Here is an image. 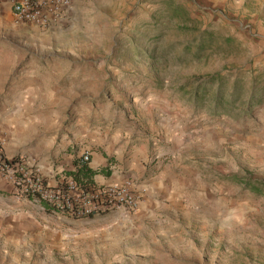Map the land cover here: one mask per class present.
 I'll return each instance as SVG.
<instances>
[{"label": "rangeland", "instance_id": "rangeland-1", "mask_svg": "<svg viewBox=\"0 0 264 264\" xmlns=\"http://www.w3.org/2000/svg\"><path fill=\"white\" fill-rule=\"evenodd\" d=\"M173 3L188 31L160 0H70L44 27L0 14L8 150L99 151L150 178L128 215L72 219L0 192L15 264H264V100L247 117L193 99L210 78L264 86V0Z\"/></svg>", "mask_w": 264, "mask_h": 264}, {"label": "built area", "instance_id": "built-area-1", "mask_svg": "<svg viewBox=\"0 0 264 264\" xmlns=\"http://www.w3.org/2000/svg\"><path fill=\"white\" fill-rule=\"evenodd\" d=\"M16 22L39 27L59 20L70 6V0H9ZM89 161L88 154L80 158L81 165ZM0 179L11 187L18 201H31L51 212L72 218L85 219L110 213L135 214L146 203L148 187L127 178L121 183L89 185L67 178L59 184L50 185L38 168L29 164L24 156L8 157L0 142Z\"/></svg>", "mask_w": 264, "mask_h": 264}, {"label": "crops", "instance_id": "crops-1", "mask_svg": "<svg viewBox=\"0 0 264 264\" xmlns=\"http://www.w3.org/2000/svg\"><path fill=\"white\" fill-rule=\"evenodd\" d=\"M263 7H264V3L260 8ZM7 9H9L11 12L9 6V0H0V14L5 15L6 17L9 16L11 17L12 12L10 13ZM2 89L3 87L0 86V91ZM0 142H2L3 150L8 157L23 156V153L12 154L8 150L9 134L8 132L4 131V129H1V127H0ZM85 153L86 152L84 151V149H78L68 153H62V148L57 147V148H53L49 153L44 155L43 158H41L40 155L36 153H30V152L28 154H24V157L27 158L29 164L36 165L39 168L42 178L50 185L59 184L61 181L67 178H73L75 180L85 182L86 184L89 185L115 184V183H121L123 180L127 178H132L137 183L150 186L146 181V180H150V178H144L143 180L140 179L142 176L140 177V175H138L139 173L136 170L135 172H132V168L134 166L133 163L130 165L129 163L127 164L126 162L123 163V167H125V169H122L123 167H121L120 165H118V168L112 169V167L108 166L107 163L108 158L105 157L99 151L88 153L89 161L87 163H84L86 167L94 173L92 181L88 182L83 178L78 177L77 172L83 165V164L81 165L80 163V158ZM133 160L134 159H131L130 162H133ZM108 171H110L109 175L107 174ZM153 188L154 190L158 191L160 190L161 186H154ZM149 191L151 192V188H149ZM0 192L4 193L5 195L6 194L12 195L10 185L7 184V182H5L2 179H0ZM1 251L2 250L0 249V264H15L18 261V259L16 258V254L12 256L10 250L5 249L3 252ZM11 256L12 258H10Z\"/></svg>", "mask_w": 264, "mask_h": 264}, {"label": "trees", "instance_id": "trees-1", "mask_svg": "<svg viewBox=\"0 0 264 264\" xmlns=\"http://www.w3.org/2000/svg\"><path fill=\"white\" fill-rule=\"evenodd\" d=\"M160 3L165 8L166 20L171 22L172 20H177L183 24L182 30L185 29L188 24L193 23V19L189 16V13L185 8H183L179 3L174 4L173 0H160ZM253 82L250 84L248 91H242L238 80L227 87V83L222 77L210 78L206 82L202 83L200 86H196L193 92L194 102L199 101H210L213 100L214 110L217 114H225L230 108L233 107L235 103L239 101L240 108L242 109V115L250 117L256 110L262 108L264 100V86L261 83ZM217 82V86L212 90V86ZM193 85L188 83L187 86ZM94 173L89 170L85 164L78 170L77 176L83 178L84 180L90 182L92 181ZM255 193L260 194V188L258 186H253ZM46 212H51V208L43 205Z\"/></svg>", "mask_w": 264, "mask_h": 264}]
</instances>
